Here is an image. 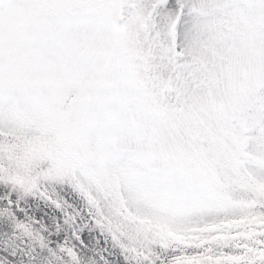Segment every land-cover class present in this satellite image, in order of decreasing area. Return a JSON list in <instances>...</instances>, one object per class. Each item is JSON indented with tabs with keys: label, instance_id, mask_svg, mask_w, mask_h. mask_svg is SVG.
Here are the masks:
<instances>
[{
	"label": "snow or ice",
	"instance_id": "obj_1",
	"mask_svg": "<svg viewBox=\"0 0 264 264\" xmlns=\"http://www.w3.org/2000/svg\"><path fill=\"white\" fill-rule=\"evenodd\" d=\"M0 264H264V0H0Z\"/></svg>",
	"mask_w": 264,
	"mask_h": 264
}]
</instances>
